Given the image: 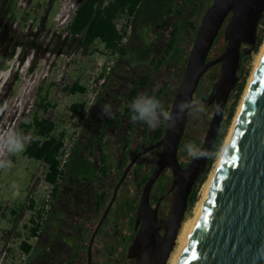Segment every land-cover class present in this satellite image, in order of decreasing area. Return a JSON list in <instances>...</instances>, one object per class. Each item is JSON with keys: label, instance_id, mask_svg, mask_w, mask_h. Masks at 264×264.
Listing matches in <instances>:
<instances>
[{"label": "flooded vegetation", "instance_id": "flooded-vegetation-1", "mask_svg": "<svg viewBox=\"0 0 264 264\" xmlns=\"http://www.w3.org/2000/svg\"><path fill=\"white\" fill-rule=\"evenodd\" d=\"M211 2L175 1L169 9L166 36L162 37L159 26L149 28L158 36L155 41H161L154 45L149 40L134 49L149 48L152 51L149 60H137L135 54L129 56L133 51H129L120 62L112 60L99 90L94 92L87 108L86 104L83 105L85 115L81 122L73 123L69 133L66 129L61 130L66 133L64 140L71 138V143L59 167L62 175L51 186L49 204L39 206L43 209L42 221L36 237H32L34 246L30 252L33 257L28 264H136V259L129 257L128 253L144 224L141 214L144 218L154 217L159 236H164L165 222L177 191L169 166L163 165L159 169L146 192L148 206L145 212L141 204L145 184L162 156L160 141L165 134L166 121L156 128L133 123L129 119L128 105L138 95H154L169 112L186 65L185 45L192 35L189 24L198 25ZM176 25L182 26L181 55L174 61L163 60L158 64ZM219 36H223L222 32L217 39ZM211 52L212 49L208 57ZM128 57L132 63L126 67L122 61L126 62ZM202 84L203 79L193 99L206 98L208 91L202 89ZM104 103L112 106L111 118L101 114ZM189 117L190 113L176 151V161L182 170L193 159L186 154L184 145L188 142L198 145L200 142L201 146L206 131L199 126L191 127ZM202 175L187 197L174 248Z\"/></svg>", "mask_w": 264, "mask_h": 264}, {"label": "water", "instance_id": "water-1", "mask_svg": "<svg viewBox=\"0 0 264 264\" xmlns=\"http://www.w3.org/2000/svg\"><path fill=\"white\" fill-rule=\"evenodd\" d=\"M263 12L264 0H212L202 15L169 109L175 125L170 127L166 122L160 162L143 189L141 209L145 212L146 192L159 169L169 166L177 186L172 210L163 237L157 232L154 217L141 214L144 224L128 253L136 264H167L187 197L207 163L208 158H193L185 170L178 165L176 151L189 113L177 118V105L193 100L203 77L219 65V76L202 99L213 105V111L201 147L212 150L224 109L238 82L240 57L255 47ZM220 32L223 51L207 60ZM225 145L227 151L220 157L176 264H264V45Z\"/></svg>", "mask_w": 264, "mask_h": 264}, {"label": "rangeland", "instance_id": "rangeland-1", "mask_svg": "<svg viewBox=\"0 0 264 264\" xmlns=\"http://www.w3.org/2000/svg\"><path fill=\"white\" fill-rule=\"evenodd\" d=\"M48 1H13L12 9L15 22L11 28L1 30L0 55L3 58L0 59V106L6 104L7 107L0 110V137L8 131L14 130L21 122L30 123L34 114L51 119L56 126L55 134L65 129L69 133L72 124L81 122V117L85 115L83 105L86 104L85 107L87 108V103L92 100L94 92H97L100 88L99 72H103L112 60L120 62L124 59L108 54L103 45L99 43H94L85 53L82 51H75L70 55L48 53L51 48L48 45V35L53 32L59 33L63 28V25L56 21L57 13L60 9H64V12L70 15L72 8L75 6V0H53L51 5L48 4ZM3 16L4 7L0 3V27L5 20ZM43 18L45 31L42 36L36 37L32 34L36 33ZM122 22L123 20H120L117 25L119 26ZM167 30V28L159 29L162 37L166 36ZM189 36L190 41H186L185 45L187 52L190 51L193 43V36ZM157 37V34H154L152 30L147 31L146 27H137L132 31L131 29L128 30L124 42L129 51H133L149 40L156 45L161 41L160 39L155 41ZM31 38L40 43L41 46L27 48L26 46ZM256 38H258L259 43H256L251 52L246 55L238 69L240 73L239 82H242L244 86L239 98L236 100L233 111L234 97L228 99L226 104L228 110L223 115L219 130V133L223 134L221 142L223 144L264 43V25L262 23L258 25ZM224 45L223 36H219L217 39L218 47L214 51L216 52L220 48V52ZM13 46L16 49L12 52ZM247 48V46H243V49ZM10 54L12 55L10 56ZM133 54L135 53L133 52L129 56ZM138 58L137 54V60H140ZM122 62L126 67L132 63L129 57L126 58V62L124 60ZM219 72V66L216 65L207 78L206 91H209L211 83L218 78ZM75 82L87 88L85 95L65 91L66 86H70ZM42 100L50 105L47 111H42L36 106ZM74 103L82 104V107L77 110L79 115L70 110V106ZM206 108V114L194 116L190 113L188 122H191V127H202L203 131L206 130L213 111V105ZM230 113L231 116L227 122ZM32 134L31 130L28 138ZM198 145H200V142ZM5 156L11 160V164L7 168L0 169V264H28L33 257V252L26 254L20 249V243L24 240L32 247L34 246V240L29 233L30 228L33 226L30 223L33 210L27 209V206L32 198L34 200V210L39 208L42 201H44L46 192L49 190V185L43 181L45 167L41 162L29 159L24 155V151L16 154H6L0 148V158ZM217 161L218 158H215L210 163L208 171L198 187L195 200L190 205L186 220L193 218L206 181L213 172Z\"/></svg>", "mask_w": 264, "mask_h": 264}, {"label": "trees", "instance_id": "trees-1", "mask_svg": "<svg viewBox=\"0 0 264 264\" xmlns=\"http://www.w3.org/2000/svg\"><path fill=\"white\" fill-rule=\"evenodd\" d=\"M13 1L15 0H0V3L4 7L3 17L5 19L4 23H2L0 27V34L2 29L6 30L8 27L11 28L15 22L12 9ZM175 1L177 0H75V6L74 10L71 12V17L61 32H53L48 35V45L51 46L48 53H64L65 55H70L75 51H82L85 53L94 43H99L103 45L108 54L125 57L129 52V49L124 42L128 34V30L135 29L137 27H146V29H149L157 26L161 29H165L169 21V9ZM52 2L53 0H49L48 4L51 5ZM120 20H123V22L118 26L117 23ZM259 23L264 25V12ZM199 24L196 26L194 24H189L193 40ZM44 31L45 23L43 18L39 23L36 33L32 34L30 32V34L39 37L40 35L42 36ZM181 34L182 26L176 25L170 36V42L168 43L164 53L158 59V64H160L163 60L174 61L176 57L181 55L179 42ZM257 40L258 38H256V43L258 44L259 41ZM38 46H41V44L31 38L26 47L30 49L31 47L36 48ZM217 47L216 40L212 47L211 55L207 58V60L216 58L223 51L222 48L219 52L220 48H218V51L215 52L214 49H217ZM15 49V46H13L12 52ZM133 52L136 56L138 54V59H140V61H148L152 53L149 48L136 49L133 50ZM188 53L189 52L185 54V60L187 59ZM11 55L12 54H10V56ZM2 58L3 57L0 55V59ZM245 58L246 56L241 55L239 65H241ZM213 68H211L204 76L202 89L207 88V78L213 71ZM237 75L238 82L229 97V99L232 97L235 99L232 105V111L244 86L242 82H239L240 73L238 72ZM212 85L213 83H211V86ZM65 91L85 95L87 93V88L84 85H80L75 82L70 86H66ZM36 106L42 111H47L48 107H50V105L45 103L43 100ZM79 107H82V104L74 103L70 106V110L71 112L79 115V112H77ZM227 110V107H225L223 115L227 112ZM231 113L228 116L227 122L229 121ZM15 129L23 130L27 136L32 130L33 134L27 140L24 155L29 159L41 162L45 167L43 181L49 186L55 185L59 177L62 175V171L59 167L61 165V149L63 147L64 136L66 133L64 131H60L55 134L56 126L54 122L49 118L39 117L37 114L33 115L30 123L21 122ZM222 139L223 134L219 133L215 139L212 151L216 150L217 146L221 144ZM212 160L213 158H209L203 175L200 178L199 185L203 181ZM194 200L195 197L190 200V203L192 204ZM43 203L44 202L42 201L41 204ZM27 209L33 210V214L30 218V223L33 226L30 228L29 233L31 237H36L39 230V224L37 221H41L43 209L37 208L34 210V200L32 198L29 200ZM31 248V244L27 241H21L20 249L24 253L29 254Z\"/></svg>", "mask_w": 264, "mask_h": 264}, {"label": "clouds", "instance_id": "clouds-1", "mask_svg": "<svg viewBox=\"0 0 264 264\" xmlns=\"http://www.w3.org/2000/svg\"><path fill=\"white\" fill-rule=\"evenodd\" d=\"M7 105L0 106V110ZM129 119L133 123L140 122L146 124L149 128H156L161 122H168L170 127H174L175 120L172 115L164 110L160 100L154 95L141 94L135 97L128 105ZM101 114L111 118L112 106L108 103L101 105ZM207 108L200 99L181 101L177 105V118L185 113H191L194 116L206 114ZM28 136L23 130L14 129L0 137V148L6 154H16L25 150ZM186 154L194 159L219 158L227 151V146L221 143L215 151L205 149L193 142L184 145ZM11 160L5 156L0 158V169L9 167Z\"/></svg>", "mask_w": 264, "mask_h": 264}, {"label": "bare ground", "instance_id": "bare-ground-1", "mask_svg": "<svg viewBox=\"0 0 264 264\" xmlns=\"http://www.w3.org/2000/svg\"><path fill=\"white\" fill-rule=\"evenodd\" d=\"M263 45H264V43H263ZM263 45H262V47H263ZM261 49H262V48H261ZM259 54H260V53H259ZM258 57H259V55L257 56V59H256V61H255L254 68H255V65H256V63H257ZM254 68H253V71H254ZM253 71H252V73H251V76H252V74H253ZM251 76H250V78H249V81H248L247 87H248V85H249V82H250ZM105 79H106V78H105ZM247 87H246V89H245V92H246V90H247ZM245 92H244V94H243L242 100H243V98H244ZM242 100H241V102H240V104H239V106H238L237 112H236L235 117H234V119H233V122H232L231 128H230V130H229V133H228V135H227V137H226V139H225L224 145H225L226 142H227V139H228V137H229L230 131H231L232 126H233V124H234V121H235V118H236L237 113H238V111H239V108H240V105H241V103H242ZM219 160H220V157L218 158V161H217V163H216V165H215V168H214L213 172L211 173L210 177H208L209 179H207V181H206L205 187H204V189H203V193H202L201 200H199V202H198V204H197V206H196V208H195L193 218H191V219H189V220H186V221L183 223V225H182V227H181V229H180V233L178 234V237H177V246H176L175 249H173L174 252H173V250H172L171 255H170V257H169L170 259H168V264H176L177 261H178V259H179V257H180V255H181V253H182V250H183V248H184V246H185V244H186V242H187V239H188V237H189V235H190V232H191V230H192V228H193V226H194V223H195V221H196V219H197V216H198V214H199V212H200V209H201V207H202V204H203V202H204V199H205V197H206V195H207V192H208V190H209V187H210V184H211V182H212L213 176H214V174H215L216 168H217V166H218Z\"/></svg>", "mask_w": 264, "mask_h": 264}, {"label": "built area", "instance_id": "built-area-1", "mask_svg": "<svg viewBox=\"0 0 264 264\" xmlns=\"http://www.w3.org/2000/svg\"><path fill=\"white\" fill-rule=\"evenodd\" d=\"M72 9L74 10V7ZM70 17H71V14L68 15L67 12H64V9H60L59 13H57L56 21H58L61 25H63V28H64V26L69 21ZM107 65L108 66L105 67V70L103 72L102 71L99 72V77H100L99 78V85L105 80L106 73L108 72L110 66L112 65V62L108 63ZM70 143H71V138H66L64 140V142H63V147L61 149V164L64 162V160H65V158L67 156V153H68V150H69V147H70ZM50 191H51V186H49V190L46 192V194L44 196L45 198H44L43 202H44L45 206L49 204ZM41 221H42V219H41ZM41 221H37V223L40 225Z\"/></svg>", "mask_w": 264, "mask_h": 264}, {"label": "crops", "instance_id": "crops-1", "mask_svg": "<svg viewBox=\"0 0 264 264\" xmlns=\"http://www.w3.org/2000/svg\"><path fill=\"white\" fill-rule=\"evenodd\" d=\"M90 92V91H89Z\"/></svg>", "mask_w": 264, "mask_h": 264}]
</instances>
